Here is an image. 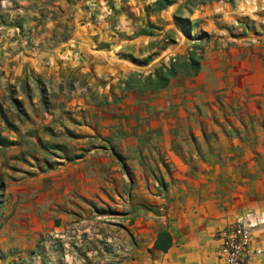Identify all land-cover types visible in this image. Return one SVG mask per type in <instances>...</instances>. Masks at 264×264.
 I'll use <instances>...</instances> for the list:
<instances>
[{"label": "crops", "instance_id": "0c3cea01", "mask_svg": "<svg viewBox=\"0 0 264 264\" xmlns=\"http://www.w3.org/2000/svg\"><path fill=\"white\" fill-rule=\"evenodd\" d=\"M18 1H0L11 12L0 21V88L32 74L47 89L58 85L46 112L71 111L86 134L74 158L40 175L39 199L13 220L21 233L58 232L56 217L94 216L100 200L118 212L98 216L126 218L135 264H225L218 233L240 220L255 223L251 264H264V44L219 27L207 45L190 38L202 49L197 74L180 72L154 91L126 89L132 72L155 66L129 55L158 31L141 33L142 5L156 0ZM112 195L120 200L110 203ZM160 230L172 235L167 251L154 247Z\"/></svg>", "mask_w": 264, "mask_h": 264}, {"label": "rangeland", "instance_id": "374dc122", "mask_svg": "<svg viewBox=\"0 0 264 264\" xmlns=\"http://www.w3.org/2000/svg\"><path fill=\"white\" fill-rule=\"evenodd\" d=\"M156 1L142 5L145 11L143 23L147 24L141 33L145 40L149 33L147 27L152 26L158 31L152 32L153 39L144 44L137 56L129 55L137 62L152 57L156 60L153 71L162 63H176L186 75H192L194 71L187 64L188 57L193 52L199 57L202 49L196 52L192 48V39L182 33L178 25L179 17L189 18L199 27L193 33L203 32L204 45L214 40L215 30L219 27L231 28L238 35H248L252 44H264V0H168L172 3L164 7ZM21 4L18 0L13 3ZM46 4L54 5L52 2ZM98 5L94 1L91 7L97 9ZM46 9L51 11L48 6ZM196 13L203 15L202 18L193 20ZM10 14L8 10H0V21H6ZM18 21L12 24H20ZM204 27L211 30V34ZM4 28L0 24V29ZM29 40L25 46L30 52L38 53V45ZM30 45H36V49L32 50ZM138 74L147 75L145 71H134L126 82L137 86L143 79ZM32 77L26 82L0 88V264H135V246L121 227L126 218L98 216L100 212H107L108 207L118 212V207L107 206L100 200L95 204L99 213L94 216L89 214L78 219L76 213L68 210L66 219L56 217L55 224L60 226L58 232L41 234L37 230L36 234L32 230L26 236L20 231L22 227L13 222L16 217L21 219L19 213L26 203L33 205L39 199L37 182L40 175L54 169L62 158H74L81 148L77 147V143H81L77 137L86 136L76 132L80 130L76 122L84 121L78 115L73 118L68 110L63 115L46 112L50 110L53 98L56 101L57 97L50 98V94H57L58 85L54 87L51 83L47 89ZM89 95L95 100L91 93ZM23 189L32 190V194H25ZM114 200L120 199L112 195L108 201ZM123 212L127 210L123 209ZM4 236L8 240L6 243L2 242ZM33 249L36 251L31 253Z\"/></svg>", "mask_w": 264, "mask_h": 264}, {"label": "trees", "instance_id": "16d2710c", "mask_svg": "<svg viewBox=\"0 0 264 264\" xmlns=\"http://www.w3.org/2000/svg\"><path fill=\"white\" fill-rule=\"evenodd\" d=\"M157 3H160L162 7L171 4L172 1L166 0H157ZM178 25L180 26L182 32L188 36L189 38H204V36L200 33H193V30L197 27L191 19L186 17H179L178 18ZM132 58L133 61L137 62V59L134 57ZM152 60V57H148L141 63L147 64ZM188 65L193 68L192 75H195L199 72L201 66V55L199 57H195V53H191L188 57ZM181 72L179 66L176 63H162L159 67L155 68L153 72H150L147 75L142 76L138 74L142 80H139L137 86H133L131 82H125L124 88H136L138 90H158L167 87L171 80L178 76ZM172 235L168 230H160L158 232V237L154 243V247L163 251H167L172 246ZM39 244L37 245L38 248ZM36 249L31 250V253H34Z\"/></svg>", "mask_w": 264, "mask_h": 264}, {"label": "built area", "instance_id": "2783aa9c", "mask_svg": "<svg viewBox=\"0 0 264 264\" xmlns=\"http://www.w3.org/2000/svg\"><path fill=\"white\" fill-rule=\"evenodd\" d=\"M30 47L36 49V45ZM254 226L253 222L240 220L218 233L221 241L220 257L225 264H251L250 243Z\"/></svg>", "mask_w": 264, "mask_h": 264}]
</instances>
